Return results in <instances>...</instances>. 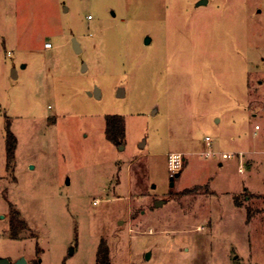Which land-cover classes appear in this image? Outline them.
Here are the masks:
<instances>
[{"label":"rangeland","instance_id":"obj_1","mask_svg":"<svg viewBox=\"0 0 264 264\" xmlns=\"http://www.w3.org/2000/svg\"><path fill=\"white\" fill-rule=\"evenodd\" d=\"M199 1L0 0V259L264 264V0Z\"/></svg>","mask_w":264,"mask_h":264},{"label":"trees","instance_id":"obj_2","mask_svg":"<svg viewBox=\"0 0 264 264\" xmlns=\"http://www.w3.org/2000/svg\"><path fill=\"white\" fill-rule=\"evenodd\" d=\"M106 138L113 144L125 140V122L122 118L117 117V115H108L106 119ZM17 144V137L7 127L5 134V155L6 171L8 174L14 173ZM10 225L11 237L13 239H18L19 233L28 229L27 222L21 218V213L16 209L12 210ZM96 264H110L109 247L104 239L101 240L97 249Z\"/></svg>","mask_w":264,"mask_h":264},{"label":"built area","instance_id":"obj_3","mask_svg":"<svg viewBox=\"0 0 264 264\" xmlns=\"http://www.w3.org/2000/svg\"><path fill=\"white\" fill-rule=\"evenodd\" d=\"M46 49H52L53 45L50 42L45 43ZM10 54V53H9ZM259 126H256L255 129L257 130ZM206 143L209 145L211 143V138L207 136L205 138ZM205 156L208 158H216L218 160H229L232 158H237L239 160V172H244V163H245V155L241 152L238 153H225V152H217V151H207ZM169 169L172 172V176L176 175L183 166L184 158L180 154L172 153L169 155Z\"/></svg>","mask_w":264,"mask_h":264},{"label":"crops","instance_id":"obj_4","mask_svg":"<svg viewBox=\"0 0 264 264\" xmlns=\"http://www.w3.org/2000/svg\"><path fill=\"white\" fill-rule=\"evenodd\" d=\"M45 46V45H44ZM261 82V81H260ZM248 98V97H247ZM249 99V98H248ZM248 99H247V101H248ZM216 122L217 123H221L222 122V118H218V119H216ZM227 122H230V123H234L235 122V119L234 118H228V121ZM256 126H258V125H256ZM225 141L227 142V144L226 143H224L223 141L221 142V145L219 146V147H217V152H225V153H238V152H241V153H243L244 155H245V157H246V155L247 154H250V152H246V151H244V150H239V149H236L234 146H236V144L237 143H235V138L233 137V136H230V137H228V136H226V138H225ZM226 147L228 148V149H226ZM237 159V158H236ZM238 160V159H237ZM219 161H221V160H219ZM223 161V160H222ZM253 162H254V160L252 159V158H249L248 160H247V166L248 167H250V166H252V164H253ZM238 166H239V160H238ZM238 171H239V169H238ZM243 173V172H242ZM250 193V194H255V195H261V194H257V193H255V192H252V191H250V189L249 188H245V191H240L239 192V194H237V195H235L234 197H233V202H234V204L236 205V206H238V207H243V206H241V204H239L238 203V195H240L241 193H243V194H246V193ZM250 198H252L251 196H247L246 197V200H249ZM20 257L21 256H17L15 259H13V260H9L10 261V263L12 264V263H14V262H16L18 259H20ZM31 264V263H30Z\"/></svg>","mask_w":264,"mask_h":264},{"label":"water","instance_id":"obj_5","mask_svg":"<svg viewBox=\"0 0 264 264\" xmlns=\"http://www.w3.org/2000/svg\"><path fill=\"white\" fill-rule=\"evenodd\" d=\"M207 2H208L207 0H200L198 4L199 5H203V4H206ZM148 41H149V37L146 38V42H148ZM73 42H74V49H75V51L76 52H80L81 49H80L79 44L76 41V39H74ZM95 94H97V92ZM95 94L94 93H91V95H95ZM178 176H179V174L177 173L175 175V177H178ZM173 179H174V177H171V180H173ZM0 264H11V263H10V261L8 259L1 258L0 259ZM12 264H28V262H27V260L24 257H21L20 259H18L16 262H14Z\"/></svg>","mask_w":264,"mask_h":264}]
</instances>
